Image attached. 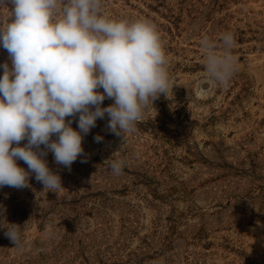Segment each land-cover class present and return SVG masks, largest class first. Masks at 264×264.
Here are the masks:
<instances>
[{
	"label": "rangeland",
	"instance_id": "374dc122",
	"mask_svg": "<svg viewBox=\"0 0 264 264\" xmlns=\"http://www.w3.org/2000/svg\"><path fill=\"white\" fill-rule=\"evenodd\" d=\"M102 12L157 27L169 89L124 140L98 119L70 171L49 152L63 188L34 176L0 188V222L20 226L16 246L0 226V264H264V0H102ZM226 32L236 64L223 85L201 40L220 51ZM113 160L125 162L119 175Z\"/></svg>",
	"mask_w": 264,
	"mask_h": 264
},
{
	"label": "clouds",
	"instance_id": "9594fccd",
	"mask_svg": "<svg viewBox=\"0 0 264 264\" xmlns=\"http://www.w3.org/2000/svg\"><path fill=\"white\" fill-rule=\"evenodd\" d=\"M0 7L8 9L0 47L11 61L0 64V188L29 187L34 176L44 190L56 192L62 179L48 165L49 152L70 171L98 119L106 118L107 130L124 140L148 104L166 95L170 80L161 36L148 20L105 16L102 0H0ZM221 40L220 51L207 37L201 47L209 77L227 85L235 71V41L231 32ZM105 99L113 103L104 107ZM94 141L103 137L97 134ZM124 163L109 166L119 175ZM0 226L18 245L20 226Z\"/></svg>",
	"mask_w": 264,
	"mask_h": 264
}]
</instances>
